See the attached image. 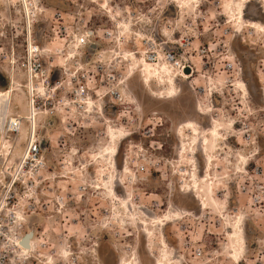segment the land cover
Wrapping results in <instances>:
<instances>
[{
	"label": "rangeland",
	"instance_id": "1",
	"mask_svg": "<svg viewBox=\"0 0 264 264\" xmlns=\"http://www.w3.org/2000/svg\"><path fill=\"white\" fill-rule=\"evenodd\" d=\"M196 1L0 0V91L13 82L8 117L22 122L0 125V221L5 236L34 231L23 264H157L166 250L173 264H264V31L236 19L264 26V0ZM86 30L95 46L76 45ZM29 44L42 49L44 97L21 65ZM167 52L193 74L179 75ZM137 59L178 76L147 87L129 74ZM75 72L86 74L89 107L63 86ZM31 97L44 161L33 168L22 166ZM109 128L130 134L114 166Z\"/></svg>",
	"mask_w": 264,
	"mask_h": 264
},
{
	"label": "built area",
	"instance_id": "2",
	"mask_svg": "<svg viewBox=\"0 0 264 264\" xmlns=\"http://www.w3.org/2000/svg\"><path fill=\"white\" fill-rule=\"evenodd\" d=\"M95 30H86L83 34L76 36L75 42L77 46L86 47L90 45H94V43L90 42V38L94 35ZM103 35L111 36V33L105 31ZM165 60L171 62L178 69L185 70L187 67L191 71L192 68L188 63H181L175 59V54L173 52H167L164 55ZM150 60H154V56L149 57ZM21 65L27 75L29 83L31 84V91H36L40 94L39 96L44 97L46 92H48L49 81L48 78H41L42 76H46L47 72L44 66V60L42 59V49L37 44H29L26 46L23 60ZM76 74L71 76L67 85H63L68 89V92L71 96L74 97V101H78L79 104H87V99L89 98V87L87 84L86 74L81 73L80 75ZM114 78V77H112ZM39 79L40 82H36ZM33 83L35 86L33 87ZM62 84L58 82L54 84V87H60ZM38 86L41 87L38 88ZM38 91V92H37ZM115 96H119V92H113ZM46 99V98H45ZM47 100V99H46ZM73 101V100H72ZM43 103L45 105L44 113L47 117H53L56 115V107L54 105L49 106V102ZM63 103V102H62ZM66 102L63 104L65 105ZM37 104V98L31 97V106L35 109V105ZM87 106V105H86ZM14 120H9L7 123L8 131L17 132L20 130L22 122L18 118H13ZM33 136V135H32ZM41 140L34 135L30 140H28V144L26 146L25 154L22 157V166L23 167H43L44 161L41 155ZM141 171L144 169V166H140ZM14 183V182H13ZM10 220L14 223L17 220L16 215L13 213L10 215ZM6 224L0 221V264H23L25 263L24 259L22 260V256L26 254L22 252L21 247L19 245V240L23 241V236L26 232H20L17 230H13L12 232H8L9 236L6 235ZM33 231V230H32ZM28 232V231H27ZM34 236V231H33ZM6 240L4 244H1L2 241ZM34 240V239H33ZM197 254L200 255L202 253L201 249L196 250Z\"/></svg>",
	"mask_w": 264,
	"mask_h": 264
},
{
	"label": "bare ground",
	"instance_id": "3",
	"mask_svg": "<svg viewBox=\"0 0 264 264\" xmlns=\"http://www.w3.org/2000/svg\"><path fill=\"white\" fill-rule=\"evenodd\" d=\"M196 2H198V0ZM181 3H182L183 6H186V4L183 1H181ZM226 6H228V4H226ZM238 13L239 12L237 11L236 12V19L238 21L239 26H241V27L242 26H246V27H249V28H257L260 31H264V26L262 24H260V23H258L256 21H254V23H250L249 21H244L242 19V17L240 16V14H238ZM124 27L127 29V32L130 30V28L127 26V24L124 25ZM79 52H80V49L77 46H74V50L70 52L69 57H73L74 58L77 54H79ZM132 58H135V57H132ZM164 64H167V63L162 61L158 65H154V64L150 63L149 61H147L145 59H137V64L134 65V67L131 68L129 74H133L135 72H138V74H140V76H142L145 79L146 86L148 85V81H150V79H152V78H159L160 80H162L164 78L166 80V77H164V75L166 73H169L170 75H173L174 77L178 76V74L175 75V74H173L170 71V66H168L169 64H167L168 68ZM162 68L164 70H166V72H162L161 71ZM193 71H194L193 68H192V72H190V71L189 72H185V70H181L179 75H181L183 73H186L187 75L191 76L193 74ZM162 75H163V78H162ZM171 82H172V78L170 79V81H168V83H171ZM157 84H158V82H157ZM241 84H244V83L242 81H239V83H238L239 89L241 91H243V92H247L245 85L243 87ZM20 86H22V85H20ZM38 88L41 89L40 86H38ZM14 90H15V88L13 87V82H12V84L9 86L8 89L0 91V125H3V127H5V125H4L5 118H6V123H8L9 120H14L12 117H8L10 101L12 99V92ZM172 94H174L173 91H168L167 93L160 94V95H164L166 97H169V95H172ZM91 103H92V101L88 100L87 106L89 107L91 105ZM199 106H201V104L198 105V107ZM86 111L87 112H91L90 108L87 109ZM36 115H37V112L33 109V106H31V104H28V116H25V117H22V118H25V119L29 120V132H30L29 140L34 136V132H35V129H36V120H37V116ZM6 126H7V124H6ZM7 130H9V129H7ZM113 135H114L115 138L119 139L118 141L115 139V141H116L115 146H114V142L112 140ZM129 135L130 134L125 132L123 129H116V130H114L112 128L108 129V137L110 138V144L108 146H106V148L104 150H105V153H107V154H109L111 156L110 163L113 166H114V156H113V154L117 153L119 141L121 139H124V138L128 137ZM204 142L205 143L208 142L206 137L204 139ZM104 185L108 189V192L113 197H117L116 182L114 180H112L111 177L109 178L108 181H106V183ZM112 185H114L115 192L113 191V188L111 189ZM200 202L202 204L203 200H201ZM120 203L122 204V207L124 209H130V205H129V203L126 200L120 198ZM207 207H204V205L201 206V208H207ZM184 213L189 214L188 212H184ZM144 215H147V214L144 213ZM174 217H175V219L178 218L176 216H174ZM168 219L170 220V215H167V218H163V220L162 221L160 220V221L166 223L168 221ZM141 223L143 225V222H141ZM235 233H237L236 230H235ZM231 237H233V236H231ZM33 239H34V236H33V231H32V236L29 238V246H24L23 245V241H20V240L18 241L23 253L27 254L29 251L32 250L33 245H34V240ZM163 245L166 246V243L164 241H163ZM167 255H168V251L166 250L162 254V257L158 261L157 264H173V261L170 258L167 260V258H168ZM232 258L235 259L233 255H232ZM174 264H179V262L177 260H175Z\"/></svg>",
	"mask_w": 264,
	"mask_h": 264
},
{
	"label": "water",
	"instance_id": "4",
	"mask_svg": "<svg viewBox=\"0 0 264 264\" xmlns=\"http://www.w3.org/2000/svg\"><path fill=\"white\" fill-rule=\"evenodd\" d=\"M189 68L187 67L185 69V72H189ZM32 236V230L28 231L25 233V235L23 236V245L24 246H29V238Z\"/></svg>",
	"mask_w": 264,
	"mask_h": 264
},
{
	"label": "flooded vegetation",
	"instance_id": "5",
	"mask_svg": "<svg viewBox=\"0 0 264 264\" xmlns=\"http://www.w3.org/2000/svg\"><path fill=\"white\" fill-rule=\"evenodd\" d=\"M203 154V153H202Z\"/></svg>",
	"mask_w": 264,
	"mask_h": 264
}]
</instances>
